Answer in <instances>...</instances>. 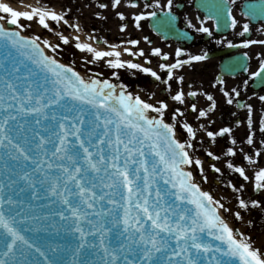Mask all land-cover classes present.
<instances>
[{
	"label": "snow or ice",
	"instance_id": "obj_1",
	"mask_svg": "<svg viewBox=\"0 0 264 264\" xmlns=\"http://www.w3.org/2000/svg\"><path fill=\"white\" fill-rule=\"evenodd\" d=\"M121 3L111 0V8L118 9ZM236 5L237 0H201L200 6L208 13L200 19L201 26L197 28L190 19L186 25L212 36L206 22L215 21L219 30L223 20L225 27L235 30L239 23L233 15ZM127 6L139 8L140 2L127 0ZM176 6L174 0H144L143 8L152 11L134 13L135 27L139 29L142 21L151 20L158 34L163 28L175 30ZM99 7L109 5L101 3ZM240 7L248 21L239 32L243 37L251 31L253 19L264 20V0H248ZM29 8L20 11L0 0V21L15 26L6 28L0 23V264H264V252L253 246L252 238L230 226L221 214V209H231L204 191L188 170L196 166L207 181L204 162L190 154L196 148L197 130L186 121H178L184 116L181 108L174 109L169 122V103L149 102L154 92L146 100L127 91L125 84L95 75L86 79L74 67L48 55L42 44L54 53L60 44L41 41L38 35H23L26 25L22 20L49 31L52 23L62 22L77 31L80 25L69 24L71 8L61 12L44 5ZM116 16L127 20L122 11L117 10ZM127 27L124 22L120 30ZM258 31L264 33V26ZM57 35L64 45L69 44L68 36ZM74 39L76 49L91 54L88 62H104L117 80L121 69L150 75L181 105L186 103L183 88L172 95L169 83L174 77L180 85L184 83L175 70L208 59L207 52L193 55L178 47L174 63L159 64L165 79L152 67L123 59L124 54L145 56L143 48L133 51L140 44L138 39L121 42L133 47L109 45V50L81 42L79 36ZM143 39L152 43L148 36ZM253 44L264 45V40L244 39L239 45L228 41L227 46L249 48ZM151 55L170 59L159 47L152 48ZM243 55L248 57L247 52ZM184 56L187 58L181 59ZM145 63L151 64V60ZM250 77H259L264 84V59ZM216 83L223 85L225 81L217 77ZM221 91L232 104V94ZM232 92L240 96L236 89ZM187 95L196 97L198 93ZM204 95L211 102L207 110L191 104V110L198 111L197 119L207 117L217 106L211 94ZM258 99L264 102V95ZM245 107L249 129L245 142L254 146L253 107ZM178 123L187 133L184 141L178 138ZM259 124L264 133V116ZM200 128L212 142L217 136H231L233 131L231 127L209 131L204 124ZM230 142L237 144L234 137ZM260 145L255 149L256 158L264 156V140ZM206 154L220 160L212 151ZM225 154L235 157L237 149L228 147ZM243 159L250 165L259 163L247 153ZM211 167L221 172L215 163ZM227 167L244 181H252L256 192L264 193V167L251 177L245 167L231 160ZM231 187L239 193L244 185ZM237 199L240 209L261 205L259 200L249 204L239 196ZM234 216L243 220L240 211Z\"/></svg>",
	"mask_w": 264,
	"mask_h": 264
},
{
	"label": "flooded vegetation",
	"instance_id": "obj_2",
	"mask_svg": "<svg viewBox=\"0 0 264 264\" xmlns=\"http://www.w3.org/2000/svg\"><path fill=\"white\" fill-rule=\"evenodd\" d=\"M6 3L18 2L20 0H3ZM2 1V2H3ZM40 2V1H39ZM140 7L132 8L127 6V0H122L121 6L118 9L111 8V0H66L65 6L61 7V10L71 8V13L67 19L69 24L80 25V30L71 28L68 25L53 24V32L57 35L61 33V30L69 37V44L67 46L68 61L74 63V59L78 65L89 67L90 65L96 68L101 67L100 64H104L101 69H107L110 71V80L113 83H122L126 85H149L153 87H159L160 95L170 98L168 92L164 91L165 85L160 81H156L150 75L141 73L136 70H119L120 78L117 80L112 76V70L109 69L104 62L96 64L90 63L91 55L87 52H81L74 47L76 43L75 37L79 36L81 42L92 43L94 47L101 50H109V45H121L123 47H133L129 44H121L122 41H128L130 39L140 40L138 46L133 47V51H138L143 48L145 56L140 58H133L127 54L123 55V59H135V62L141 63L146 67H152L163 78L166 79V74L159 68L161 63H174L175 62V49L182 47L187 53L193 55H199L203 52L208 53V59L206 61L193 62L192 65H185L182 69L175 70V76H183L184 83L180 85L177 80L174 79L169 83L172 85L171 94H175L181 87L185 92L186 103L181 105V110L184 112V116L181 117V123L186 121L192 124L193 128L197 130V138L193 143L196 145L194 156L201 159L207 167L204 168L205 172L211 177L212 190L215 196L221 195L225 199V207L235 206L237 211L241 212L243 217L249 223V227L254 229L259 235L264 234V193L256 192L253 187L252 181H244L238 173L227 167V162L231 160L237 166H243L246 169L247 174L251 177L259 167H264V156L256 158L254 153L257 147H261L260 141L264 140V133L260 131V118L264 116V102H261L258 97L264 95V84L261 83L259 77H250V73L257 71L259 68V62L264 59V45L253 44L249 48L237 47L230 48L227 46L228 41H232L234 44H241L244 39L264 40V33L258 31L264 26V20L253 19L250 22L251 31L245 33L242 37L239 32L242 31V25L248 22L246 17L241 13L244 11L240 5H245L248 0H237V5L233 6V15L236 16L239 21L235 30L230 27H225L223 20L221 21V27L219 30L215 27V21H207L205 26L212 28L213 35L208 36L205 33L197 32L193 28H189L186 25V19H190L196 27H200V19L207 15V11L200 6L201 0H174L176 7L174 12L178 17L176 21V29L181 33H187L189 39L181 38V42L165 41L157 36L150 27V21H142V27L137 29L133 20V14L140 11H152V9H144V0H139ZM150 2V0H149ZM162 3L166 0H161ZM101 3L108 4V8H100ZM38 6V5H37ZM58 12V9L55 8ZM124 12L127 17L126 21H121L116 16V11ZM199 17V19H198ZM126 22L128 27L125 31H121V24ZM41 30L44 28L41 27ZM92 36L93 39H88ZM148 36L152 41L151 44L147 43L143 38ZM104 41L108 43L105 44ZM220 41H223L222 43ZM159 47L162 52L169 53L170 59L168 61L162 60L160 57L151 55V49ZM106 48V49H105ZM247 52L248 57H244L243 53ZM77 58V59H76ZM187 56L181 57L186 59ZM234 58L239 60H233ZM147 59L151 60V64H146ZM87 62V64H86ZM87 66H86V65ZM231 66V67H230ZM247 67V71L244 68ZM231 68H234L231 71ZM232 73H228V71ZM236 75H230V74ZM109 74V73H108ZM99 79H105L104 76L98 75ZM217 77H222L225 83L223 85L216 83ZM108 78V77H106ZM247 81V85H245ZM224 89L232 94L234 102L232 104L227 103V98L224 96ZM232 89H236L240 92V96L236 97ZM196 91L198 95L196 97L188 96L189 92ZM204 93L211 94L216 101V108L209 112L207 117L197 119L198 111L193 112L191 110V104L195 103L197 109L207 110L210 105V101L206 99ZM246 104H251L253 107L252 119L254 121L253 130L255 132L254 146L246 144V138L249 133L248 129V110L245 107ZM237 121L241 123L237 124ZM204 124L205 128L209 131L218 132L223 127H231L233 129L231 136L225 134V136H217L216 141L207 137L206 131L200 128V125ZM181 136L183 141L187 139V133L181 127ZM234 137L237 140L236 145L231 144V138ZM203 141V143H201ZM228 147H235L237 149V155L235 157L226 155ZM243 149V152L239 150ZM206 151H212L216 156L220 157V160H215L207 156ZM253 156L254 159H258V164H248L243 159V154ZM215 163L217 167L221 169L220 173L215 172L211 165ZM196 171L199 173L198 168ZM200 175V173H199ZM231 182V184L229 183ZM243 184V190L239 193L233 191L231 185L240 187ZM241 197L249 202L251 200H259L261 205L259 207H250L248 209H240L238 206L237 197Z\"/></svg>",
	"mask_w": 264,
	"mask_h": 264
},
{
	"label": "rangeland",
	"instance_id": "obj_3",
	"mask_svg": "<svg viewBox=\"0 0 264 264\" xmlns=\"http://www.w3.org/2000/svg\"><path fill=\"white\" fill-rule=\"evenodd\" d=\"M31 1H33V0H31ZM34 1L36 2L37 5H44L46 7L53 8V9L57 8L58 12L64 11V10H61V7H64L65 2H66V0H34ZM0 22L4 23L5 25L7 24L4 21H0ZM22 23H24L26 25V27L22 30L23 35L29 36V37L38 35L41 37V41L46 39V40L50 41V43H52L53 45L60 44V48L57 49V51L55 53L52 52L51 49L43 46V44H42L41 46L44 47V50L48 55H53L61 63H64L66 65H70V66L74 67L76 71L80 72L81 75L87 79L93 77L94 75L97 79H99L98 75H96L98 73H102V76H104L105 79L110 78L109 77L110 71H108L107 69H101V67L104 66L103 63L100 64L101 67H98V68H96L93 65H90L89 67H85L83 65H78L77 63H75V61L78 62L75 59L73 60L74 63H70L68 61L67 46L62 43V40L59 38L58 35H56L53 32V30L52 31H49L46 29L41 30L40 26L38 24H36L35 22H28L26 20H22ZM29 23L31 24V26L27 27V25ZM53 24L54 23H52V25ZM52 29H53V26H52ZM61 33L63 35H66V33L62 30H61ZM88 56L91 58V55H88ZM86 64H87V62H86ZM106 77H108V78H106ZM117 84H119V83H117ZM160 90L161 89L159 87H153V86H149V85H147V86H145V85H127V91H130L133 94H139V95H141L142 98H144L146 100H148L149 95L154 92L155 95L152 96L151 99L149 100V102H151V103H156V101H158V100H165L166 102H168L169 103V109L166 112V119H169V117H170L171 113L174 111V109L176 107L181 108V106L177 102L172 101L170 98L168 99V97L160 95ZM168 95H169V93H168ZM172 95H174V94H172ZM151 115H156V114L151 113ZM177 119L179 122H181V117H178ZM169 122H172V121L169 119ZM181 133H182L181 127H180V124L178 123V138L183 141ZM190 154L193 155V158L195 159L194 151L190 150ZM206 167H207V165L204 163V168H206ZM188 170H191L193 172L196 182L200 184L201 188L204 191L210 192L216 199L220 200L221 203L225 204V199L221 195H219L218 197L214 195L213 190H212V183H211L212 179L208 173H206L204 171V175L207 176V181H204L202 179L201 175H199V173L196 171V166H192ZM228 209H231V211L226 212L223 209H221V214L224 216V218L227 220V222L230 224V226H232L234 229H238L240 232H243L245 235L250 236L252 238V241H254L253 246L260 248L261 251L264 252V234L259 235V233H257L254 229L250 228L249 223H248L249 221L246 218H245V221L237 220L234 216V213L237 211V208L235 206H230Z\"/></svg>",
	"mask_w": 264,
	"mask_h": 264
},
{
	"label": "water",
	"instance_id": "obj_4",
	"mask_svg": "<svg viewBox=\"0 0 264 264\" xmlns=\"http://www.w3.org/2000/svg\"><path fill=\"white\" fill-rule=\"evenodd\" d=\"M153 22H151V25H152ZM152 27V26H151ZM157 33V31H156ZM158 34V33H157ZM159 35H161L164 39H174L176 41H180L181 38H187V36H185L184 34H182L181 32H178L175 28V30L173 31H169L167 28H163L160 30L159 32ZM233 60H239V59H236L234 58ZM234 68H231V71L233 70ZM228 73H232L231 71L227 70ZM87 79V78H86ZM43 235V234H42Z\"/></svg>",
	"mask_w": 264,
	"mask_h": 264
},
{
	"label": "bare ground",
	"instance_id": "obj_5",
	"mask_svg": "<svg viewBox=\"0 0 264 264\" xmlns=\"http://www.w3.org/2000/svg\"><path fill=\"white\" fill-rule=\"evenodd\" d=\"M10 6H12L14 9H17L20 11L30 10L29 6L36 7L33 2H25V1H21L20 3L19 2L18 3H10Z\"/></svg>",
	"mask_w": 264,
	"mask_h": 264
}]
</instances>
